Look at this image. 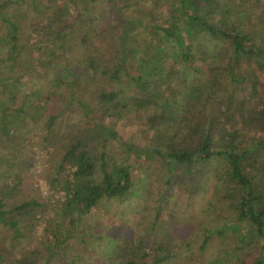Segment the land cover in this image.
Here are the masks:
<instances>
[{"label": "trees", "instance_id": "16d2710c", "mask_svg": "<svg viewBox=\"0 0 264 264\" xmlns=\"http://www.w3.org/2000/svg\"><path fill=\"white\" fill-rule=\"evenodd\" d=\"M0 180V264H264V0H0Z\"/></svg>", "mask_w": 264, "mask_h": 264}, {"label": "rangeland", "instance_id": "374dc122", "mask_svg": "<svg viewBox=\"0 0 264 264\" xmlns=\"http://www.w3.org/2000/svg\"><path fill=\"white\" fill-rule=\"evenodd\" d=\"M165 9H162L161 12H163ZM210 109H208L209 111ZM219 116L215 115V122L217 124L220 123V127L222 126L221 123L223 124L224 127H227L225 125V123L223 122H218V120H222V116L221 114H219ZM226 122H228L229 124H234V122L225 119ZM231 132L229 130L227 131H221L220 133H218V135L220 136H225L229 138V134ZM250 133V131H249ZM262 134L261 131L258 132V135ZM258 135L256 137H258ZM38 140L37 139H31L30 143H31V148H32V154L34 157L33 160V164L32 166H30V168L26 171H24L23 169L19 170L21 173V178L23 181V185L25 187L24 191L25 193L22 192L21 193L22 196H18V198L20 200H22L24 198L23 195L25 194H30L29 196L34 198V199H40L43 201V205H47L48 203L50 204H56L57 202H61L64 199V192L63 190L60 189H52L50 188L46 183V179L52 175V173L55 172L56 168H57V156H51V164L49 169L45 172V167L48 166L47 162L48 159L50 157L49 152L50 149H46V148H40V146L37 144ZM15 169V168H14ZM13 169V171H14ZM70 170V168H68ZM3 170V173L1 177L4 178V182L6 180V178H8L5 182V184H7L8 186H12L15 185V178L13 176L8 177V174H10L8 172V169L5 167L4 169H1V172ZM0 184H3V181L0 180ZM23 187V188H24ZM61 187V186H60ZM57 187V188H60ZM22 189V187L20 188ZM204 197V193L202 190L199 191L198 193V199L202 200ZM14 199V198H12ZM176 213H182L181 209H176ZM39 214H37L36 217H38ZM51 216L48 214V212L46 213V215L44 216V218H50ZM28 223H30V221H27ZM27 225V224H26ZM44 225V221L40 220V222L36 223V226H28L29 231L25 232L26 233V237L24 239H21L20 241H18V246L15 248V251H18L22 249V246L25 247V249H31L32 247L35 248L36 246L39 245V239L42 237V234L40 233L39 227H43ZM94 235L96 234L95 232L93 233ZM232 238H234V235L231 236ZM216 246H212L211 249L207 250V255L211 258L213 257L214 254V250H215ZM250 251V250H249ZM251 253H249V257L250 258H246L245 259V264H253V258L250 255ZM195 255V254H194Z\"/></svg>", "mask_w": 264, "mask_h": 264}, {"label": "clouds", "instance_id": "9594fccd", "mask_svg": "<svg viewBox=\"0 0 264 264\" xmlns=\"http://www.w3.org/2000/svg\"><path fill=\"white\" fill-rule=\"evenodd\" d=\"M87 223H88L89 227H92V226L95 225L96 221L94 219L93 220H88Z\"/></svg>", "mask_w": 264, "mask_h": 264}]
</instances>
